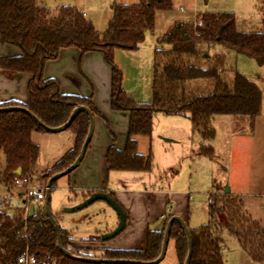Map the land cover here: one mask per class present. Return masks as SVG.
<instances>
[{"label":"trees","instance_id":"trees-1","mask_svg":"<svg viewBox=\"0 0 264 264\" xmlns=\"http://www.w3.org/2000/svg\"><path fill=\"white\" fill-rule=\"evenodd\" d=\"M171 9V0H139L132 5L115 3L107 29L100 33L83 12L74 7H62L51 16L38 0H0V40L3 45L20 51L17 56L0 58V71L11 76H31L28 103H0V109L24 108L49 128L64 125L80 106L88 108L93 116H101L90 98L63 94L57 80L44 78L46 64L58 59L62 49L74 47L81 54L100 52L104 55L112 71V109L129 114L125 148L119 150L112 146L107 151L109 172L151 171L152 154L138 153L137 138L151 137L158 113L190 121L193 133L203 140L194 154L197 157H214L213 148L206 142L215 138L213 120L216 117L246 119L252 136L255 120L262 111L263 91L237 69L233 56H243L264 68V31H237L233 13H201L196 16L198 23L176 22L158 39L153 51L151 103H139L123 90V73L115 64V51L138 50L147 34L154 32L157 12ZM218 48L221 51H217ZM89 128L88 115L79 113L67 129L73 133L75 145L54 165L46 177L48 181L75 162ZM35 132L48 133L24 112H0V154L6 160L0 182L12 184L18 168L22 169L23 176L33 177L40 153L39 146L31 139ZM220 191L222 189L216 187L213 194L212 220L190 230L193 246L190 264H225L223 250L215 236V232L224 227L230 228L254 263L264 264V226L243 216L242 204L237 198L225 194L222 199L215 198ZM216 213L221 216L219 220ZM171 218H167L162 231L147 233L144 250L106 249L101 252L102 256L75 249L68 232L59 229L64 250L73 256L150 263L160 256L164 232ZM170 240L174 242L178 264H184L188 239L177 222L171 227ZM24 255L34 256L38 264H107L73 259L61 253L45 207L39 205L35 206L33 215L26 214L25 206L14 215L0 210V264H18V259Z\"/></svg>","mask_w":264,"mask_h":264},{"label":"crops","instance_id":"crops-1","mask_svg":"<svg viewBox=\"0 0 264 264\" xmlns=\"http://www.w3.org/2000/svg\"><path fill=\"white\" fill-rule=\"evenodd\" d=\"M171 4V11L162 12L167 13L168 21L162 26V31L154 37L153 47H151L153 51L158 39L163 36L174 23L179 21H193L191 19H184V13H193V17H191L193 19L197 13H216L214 9L210 8L212 0H190L188 2H185V0H171ZM83 13L86 14V18L88 19L89 15L84 11ZM157 16L158 12L155 19V29ZM140 48L136 51L117 49L115 51V56L119 58L120 53H136ZM19 54L20 51L17 48L10 45H3L0 40V58L17 56ZM151 63L153 74V60ZM134 66L138 69H142L143 67L141 62H139L137 66L134 64ZM44 78L57 80L63 94L90 98L97 111L101 114V116H94L91 142L82 162L71 174L60 178H67L66 184L68 186V191L69 194L73 196L70 206L73 207L82 203L93 193L102 192L111 195L126 213L127 222L124 232L126 231L125 233L132 238V241L134 240L133 243L130 242L126 250H144L147 233L149 231H162L165 220L168 217L180 218L188 226L189 213L186 209H183L184 206L181 204L182 201L184 202V200H186L187 196H178L182 201L170 208V201L172 200L169 197L172 196L174 199L171 186L176 180V176H173L177 174L180 168L184 171L189 164L190 173L193 168L198 171L200 168L206 166L212 169L210 170L213 173L212 178H215L214 172L217 166L213 158L216 156L219 146H217L216 143L218 141L219 129L221 130L230 125L231 121L228 120L230 116H219L213 120V127L216 135L211 146L214 150V157L209 159L194 156L196 151L203 144V140L199 135L193 133L192 125L188 119L180 116H165L158 113L153 121L151 137L137 138L138 153L141 155L152 154L153 167L151 171L146 173L109 172L106 162L107 151L112 146L119 150L125 148L128 136L129 114L126 112H117L112 109V71L104 55L100 52L81 54V52L74 47L62 49L58 59L49 61L46 64ZM30 80L31 76L28 74L11 76L0 71V103L17 102L27 104L29 101L28 83ZM151 82L152 80L150 83ZM122 84L123 87H125L124 74ZM150 96V100H152V93ZM141 100L142 99H137L139 103L147 102ZM149 102L152 101H148V103ZM161 115L165 118H160ZM31 139L32 142L40 148L39 157L35 166V173H37L36 169L38 166L44 168V171L52 169L75 145V137L73 133L68 130L60 133L35 132L32 134ZM239 141L240 144L237 143L238 148L247 146L250 150L252 161L255 160V162H258L257 158L259 157L260 163L258 164L263 166L260 161V158L264 155L263 102L261 114L255 120L254 135L249 138L245 137ZM230 145L231 144H229V147ZM233 145L235 146V144ZM233 145L231 146L234 147ZM159 154L165 156L167 165H165V167L163 166V171L164 169L167 170V174L170 175L168 181V178L164 181L162 173L156 172L155 162L156 156ZM5 169L6 160L2 171L0 170V174L3 173ZM253 178L255 182L259 183L244 178L241 182L237 183V186L235 185L234 188L228 184V193L225 191L226 188H223V194L239 197L243 196L242 194L244 193L238 189V185H246L249 189L254 188V185H264V182H262L264 180L263 175L260 174L259 179L254 176ZM44 185L47 186V183ZM136 185H140L141 189H137V187H135ZM0 186L4 189L1 196L7 195L10 199L11 206L13 205L15 207L16 205L13 204L15 197L10 196L9 191H7L3 183L0 182ZM166 187L168 191L164 192V188ZM215 189L216 187L212 189L211 193H213ZM258 194L259 193H255L254 195L256 196ZM16 198L19 199L18 204L20 203L21 207H23L24 199L22 193L17 191ZM1 201L0 199V210L6 211L10 215H14L18 210L12 207L10 208L9 204H4ZM44 203L39 206H44ZM100 203L105 204H95L98 205L95 207L93 203V206H90L95 208H92L93 210L81 218L82 221L80 222L84 224V235L81 237L71 231L67 225H62L58 218L53 216L58 226L68 232L75 249L90 251V253H101L106 249L123 250V248H125L120 246L119 243H116V238L119 235L108 241L99 240L102 234L115 230L119 223V218L115 212H112V214L108 211V208H106L109 207L106 202L102 201ZM158 207H160V209L157 211ZM60 220H62V218Z\"/></svg>","mask_w":264,"mask_h":264},{"label":"rangeland","instance_id":"rangeland-1","mask_svg":"<svg viewBox=\"0 0 264 264\" xmlns=\"http://www.w3.org/2000/svg\"><path fill=\"white\" fill-rule=\"evenodd\" d=\"M188 1L190 0H185V2ZM38 3L46 7L51 13V16H55L57 11L62 7H74L82 12L84 11L89 15L88 20L94 24L96 30L100 33H103L107 29L109 20L112 18V6L115 3L132 5L139 3V0H38ZM210 8L214 9L216 13H233L237 19L236 26L237 31L239 32L252 33L264 31V0H212ZM198 15L199 13H197L196 16ZM183 16L186 20L191 19L194 21L195 19L191 18L193 17V13L191 12H186L183 14ZM166 21H168L167 13L158 12L156 29L153 33L147 34L146 40L139 51L131 54L120 53L119 58H116L114 54L115 64L119 67L122 73L124 72L123 74L125 75V87H123L122 84V88L124 91L127 90L128 92H125L131 95L136 101L137 99H142L141 101H147L146 103H148V101H152L150 100V95L152 93L150 92L152 86V82L150 83V81L152 80L153 75L151 63L153 60V49H151V47H153L154 37L162 31L161 28ZM217 51H221V49L218 48ZM233 58L236 61L237 69L248 79L256 82L263 91L264 106V68L259 67L255 61L249 60L243 56H233ZM139 62L142 63V69H138L134 66V64L137 66ZM160 118L165 117L161 115ZM229 118L230 119L228 120L231 121L230 125L222 128L221 130L219 129L218 141L216 142L217 146H219L217 154L213 158V161L217 166V169L214 172L215 178H212L213 173L210 171L212 169L206 166L200 168L198 171L193 168L191 174L189 171V164L184 171H182V168L179 170L177 169V174L173 176H176V180L171 186V192L174 195V199L172 196L169 197L172 200L170 201V208L182 201V199L178 198V196H187L186 200H184V202L182 201L181 204L184 206L183 209H186L189 213L188 227L191 230L197 229L212 220L211 210L215 200L214 195H211L210 197V194L213 188L219 187L220 189H225L228 187V184L234 188V186H237V183L241 182V180L244 178L251 179L255 182L253 176L258 179L260 174L264 176V155H262L260 158L263 166H260L258 164L260 163L259 157L257 158L258 162H255V160L252 161L250 150L247 146L238 148L237 145V143L240 144L239 140H242L245 137H250L249 130L245 125L246 119L234 116H230ZM213 140L206 142V145L212 147L211 144ZM229 144H235V146L233 145L234 147H232L230 145V148ZM4 157L5 156L1 153V171L5 164ZM165 165H167L165 156L162 154L156 156V172H159L160 174L162 173L164 181H166L167 178L168 181L170 175L167 174V170L164 169L163 171V166L165 167ZM36 171L37 173L34 172L32 177L34 181L33 183L35 186L42 187L48 182L46 177L49 175L51 169L44 171V168L38 166ZM66 180V177L60 179L58 182H56L53 190L50 192L51 212L54 217L58 218L62 225H67L71 231L75 232L76 235L81 237L84 235V224L83 222H80L82 221L81 218L93 210L92 208L98 206L95 204L105 203H100L102 201H98V203L96 202L93 204L95 207H92V205L75 213L65 212V209L71 207L70 205L73 199V196L69 194ZM262 182H264V180ZM3 185H5L7 191H9L10 196L15 197L13 204L16 206H11L10 199L7 197V195L1 196L4 189L0 186L1 202L4 204H9L10 208L12 207L16 210L19 209L21 204H18L19 199L16 198V192L18 190L14 188L12 184L7 185L6 183H3ZM254 186L255 187L252 188V190L247 188L246 185H238V189L244 194H242L243 196L232 197L237 198L241 202L243 216H246L250 220L256 221L260 223L261 226H264V185ZM135 187H137V189H141L140 185H136ZM167 191V187L164 188V192ZM255 193L259 194L255 196ZM222 194L223 190L220 191V193L217 192L215 194V198L218 197L222 199ZM209 198L213 200L212 204H209ZM220 204L221 203L219 201L218 205ZM107 206L109 205L107 204ZM106 208H108L110 213L115 212L110 206ZM159 209L160 207L157 208V211ZM215 216L217 220H219V217H221L218 213H216ZM61 218L62 220H60ZM124 230L116 238V243H119L120 246L125 247L123 250H126V247L130 245V242L133 243L134 240L132 241V238L128 236ZM215 236L217 237L219 244L223 249L224 260L226 264H257L254 263L249 258L248 254L242 249L238 239L230 231L229 227H224L223 229L216 231ZM97 255L102 256L101 253H97ZM159 264H178L174 249V242L172 240L169 241L165 257Z\"/></svg>","mask_w":264,"mask_h":264},{"label":"water","instance_id":"water-1","mask_svg":"<svg viewBox=\"0 0 264 264\" xmlns=\"http://www.w3.org/2000/svg\"><path fill=\"white\" fill-rule=\"evenodd\" d=\"M14 111H20V112H24V113L30 115L37 122V124L41 128H43L44 130H46L48 133H60V132L66 131L71 126V124L75 120L76 116L79 113H81V112H85L88 115L89 120H90V128H89L88 136H87V138H86V140H85V142H84V144H83V146L81 148L79 156L77 157L75 162L71 166H69L66 170H64V171H62L60 173H57L53 177H51L50 180L47 183V192H46V199H45L44 206H45V210H46V214H47L48 220H49L50 224L52 225V227H53V229H54V231H55V233L57 235V248H58V250L61 253H63L64 255H66V256H68L70 258H73V259L91 261V262H94V263H107V264H159L165 257V253H166L167 246H168V243H169V236H170L171 227H172L173 223L177 222L183 227V229L185 231V234L187 236V239H188V255H187V258H186L184 264H190V260H191L192 254H193V246H192L190 230H189L188 226L185 224V222L182 221L180 218H177V217L171 218L170 221L168 222L167 227H166L165 232H164V238H163V244H162V249H161L160 256L155 261H152L150 263H138V262H133V261H125V260H122V261H104V260H98V259H85V258L73 256L72 254H70L69 252L64 250V248L62 246V238H61V233H60L59 226H58V224H57V222H56V220L53 217L52 212H51L50 191L52 189L53 183H55L58 179H60V178H62L64 176L69 175L70 173H72L74 170L77 169V167L82 162V160H83V158H84V156H85V154L87 152L88 146L90 145V142H91V137H92V134H93L94 116H93L92 112L88 108L80 106V107H77L73 111L70 119L64 125H62V126H60L58 128H49L46 125H44L41 121H39L35 116L30 114L29 111L24 109V108L11 107V108H1L0 109V112H14ZM14 175L15 176H21L22 175V169L18 168L14 172ZM225 191H226V193H228V188H226ZM97 201L106 202L116 212V214H117V216L119 218V223H118L117 227L115 228V230H113L112 232L106 233V234H102L100 236V238H99V240L108 241V240H111V239L117 237L118 235H120L123 232V230L125 229L126 222H127L126 213L124 212L122 207L110 195H108L106 193H102V192L93 193L86 200H84L82 203H80V204H78L76 206H73V207L65 209V212H67V213L78 212L80 210H83V209L89 207L90 205H92L93 203H95ZM23 203H25V202H23ZM34 210H35V206L32 205L30 207L29 214L33 215Z\"/></svg>","mask_w":264,"mask_h":264},{"label":"built area","instance_id":"built-area-1","mask_svg":"<svg viewBox=\"0 0 264 264\" xmlns=\"http://www.w3.org/2000/svg\"><path fill=\"white\" fill-rule=\"evenodd\" d=\"M83 15L86 17V14L83 13ZM195 24L198 23L196 16L193 21ZM33 178L30 176H16L13 181L12 185L14 188H16L19 192L22 193L23 199H24V205L26 208V214H29L30 207L38 206L44 203L46 198V192H47V186H35L33 183ZM214 193L210 194L213 195ZM209 204H212L213 200L209 198ZM18 264H38L37 260L34 256L24 255L21 256L18 259Z\"/></svg>","mask_w":264,"mask_h":264}]
</instances>
